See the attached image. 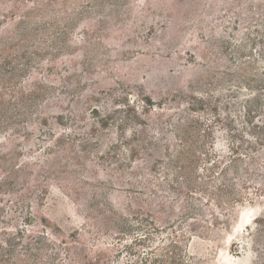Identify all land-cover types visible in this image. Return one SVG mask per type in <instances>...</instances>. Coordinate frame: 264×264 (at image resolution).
Returning <instances> with one entry per match:
<instances>
[{
	"label": "rangeland",
	"instance_id": "1",
	"mask_svg": "<svg viewBox=\"0 0 264 264\" xmlns=\"http://www.w3.org/2000/svg\"><path fill=\"white\" fill-rule=\"evenodd\" d=\"M13 5L18 8L11 10L15 20L10 17ZM27 10L32 11L28 25L37 29L24 43L33 58L30 77L26 81L16 78L12 97L6 91L5 99L17 100L19 87L31 88L35 82L44 84L46 92L36 102L32 123H23L19 133H0V148L16 146L14 163L20 168L28 165V180H40L46 187L42 205L33 204L34 227L29 229L61 238L97 227V236H85L90 257L106 248L110 249L104 258L107 264H119L121 255L128 259L123 246L143 235L142 230L152 231L149 222L160 223L154 212L137 214L134 204L138 192L152 196L141 187L142 175L149 173L148 164L138 161L147 159L145 154L141 151L135 164L127 153L121 154L130 165L123 171L102 160L108 146L122 139L117 122L133 116L128 109H134L138 121L134 119L125 132L136 130L142 122L153 126L152 115L142 110L144 101L150 99L172 109L170 124L163 127L173 130L177 119L191 115L185 96L207 91L213 97L211 105L196 116L204 123L220 116L208 142L216 153L230 155L229 149L237 148L242 161L236 174H227L232 180L222 184L232 186L244 199L229 228L195 238L189 253L193 264H264V147L248 135L250 126L244 123L248 105L244 82L230 77L238 74L264 80V0H0V41ZM249 62L255 65L247 68ZM256 95L260 101L252 122L260 125L264 123V92ZM213 106L216 112L210 110ZM93 108L98 110L96 115L90 114ZM17 111L10 107L14 115ZM94 116H109V125L101 127ZM60 133L64 143L56 140ZM25 176L20 174L19 186ZM202 196L188 202L197 207L196 218L209 221L212 207L203 205ZM3 208L8 215L0 218V231L7 222L18 227L22 215L11 214L13 204ZM112 211L126 219L130 228L116 238L112 222L103 220ZM180 215L175 209L165 218L168 225L160 226L178 229ZM152 238L157 241L161 236ZM152 242L135 250L144 252Z\"/></svg>",
	"mask_w": 264,
	"mask_h": 264
},
{
	"label": "trees",
	"instance_id": "2",
	"mask_svg": "<svg viewBox=\"0 0 264 264\" xmlns=\"http://www.w3.org/2000/svg\"><path fill=\"white\" fill-rule=\"evenodd\" d=\"M12 9L17 10L18 8L13 5L10 11ZM30 14L32 11H24L23 16L17 18L13 30L0 41V133L8 131L19 133L23 123H32L33 121H30L32 116H37L35 113L36 102L46 92L44 84L35 82L31 88L24 85L19 87L17 100L13 98V102H10L9 99H5L6 91L12 97L11 92L16 85L14 82L16 78L25 77L26 81L30 77L28 72L33 58L27 53L28 44L24 43L28 35L31 34L30 32L37 30L36 28L31 29L33 24L28 25ZM10 17L16 19L14 11L10 12ZM256 64H258V60ZM253 65H255L254 62H249L247 68H252ZM261 74L264 75V68ZM237 75L230 77L234 78L233 81L244 82L243 89L248 92V96H244L245 103L248 105L244 108L243 116L244 123L250 126L248 135L256 139L257 145L264 147V123L258 125L252 122L260 101V96L256 94L264 92V85H262L264 80H253L248 76ZM217 92L219 93V90ZM185 97L190 100L186 101V105L191 115L180 120L177 119L173 130H166L163 127L169 123L170 115L168 113L172 109H165L164 104H154L148 99L144 101L142 110L146 114L152 115L153 126L142 122L137 124L136 130L125 132L124 128L138 118L134 109H128L132 110L133 116H124L116 126L122 139H117L108 146V151L102 157V160H107L108 163L116 166L118 171H123L125 166L130 165L126 164V160H123L122 156L127 153L128 160L135 164L134 159H137L142 151L147 159L138 161L148 164L146 171L152 174L142 175L144 183L141 184L145 186L141 185V187L143 190L147 189L152 196L143 192H138V196L135 195L134 204L138 208L136 213L142 214V210L146 215H148V211L154 212L157 214L156 218L159 223L166 225L168 222L165 218L172 215L175 209L181 213L180 220L176 222L178 229L169 226L166 230L165 226H160L157 222H149L152 231L142 230L143 235L135 236L130 244L124 245L125 254L129 255V258L126 259L125 255H121L119 264H193V258L189 253L193 240L213 236L220 228H229L238 205L244 199L242 194L237 193L232 186L222 184L223 180L225 182L232 180L227 176L230 171H233L234 174L237 173V164L242 161L241 156L237 154V148L229 149L230 155L224 154V151L216 153L212 143L208 142L213 136L214 125L221 121L220 116H216L209 123H204L196 116L198 111H203L204 107H210L212 95L205 91L199 95L193 94ZM11 106L18 108L17 114L14 115L10 112ZM210 110L216 112V107L213 106ZM97 113L96 108L90 112L91 115ZM77 117L82 120V117ZM94 117L99 120L101 127L109 125V116L100 119L99 116ZM127 135L131 137L127 138ZM58 136L60 137L56 139L57 142L64 143L65 139L61 137V133ZM10 150L0 148V196L6 197L5 200L0 199V218L4 214L8 215V212L3 208L6 203L14 205L15 210H10L11 214L18 213L20 218L22 215V218L18 227L7 222V227L0 231L3 236L0 241V264H56L58 262L61 264H107L104 258L110 249L101 248L90 257L91 249L87 248L84 243L86 235L94 237L99 234L97 227H91L92 231H87V229L75 231L61 238L46 230L34 233L29 229L34 227L33 204L40 207L45 201L47 190L40 180H28V165L20 168V164H15L14 158L18 154L16 146ZM122 150V153H117ZM148 150L151 153L147 152ZM121 154L123 155L121 156ZM20 174L23 176L27 174V177H23L24 182L21 186L18 185ZM122 174L123 172L120 173V175ZM136 183H131L130 186L134 188ZM246 185L244 184V187ZM71 192L78 196L75 190H71ZM162 192L171 193V196L161 195ZM197 195L199 197L204 195L202 196L203 205L213 208L209 215L211 220L195 217V212L198 209L188 200L199 201L196 198ZM94 201L92 200L90 203L92 204ZM9 220L11 221V218ZM96 220L101 222V219ZM103 220L105 224L112 222L116 233L114 238L122 236L121 234L125 233L127 228L130 229L126 224V219L114 211L111 216L103 217ZM154 234L161 238H157V241L154 240L155 238H152ZM81 238L84 240L81 241ZM117 239L124 240L120 237ZM150 241H153L152 245L147 246L146 251L137 252L135 250V247L144 246ZM53 249L55 250L50 255L49 253Z\"/></svg>",
	"mask_w": 264,
	"mask_h": 264
},
{
	"label": "bare ground",
	"instance_id": "3",
	"mask_svg": "<svg viewBox=\"0 0 264 264\" xmlns=\"http://www.w3.org/2000/svg\"><path fill=\"white\" fill-rule=\"evenodd\" d=\"M247 220V219H246Z\"/></svg>",
	"mask_w": 264,
	"mask_h": 264
}]
</instances>
